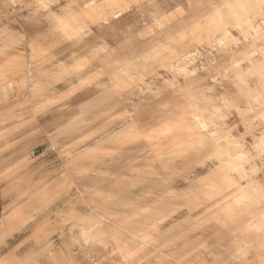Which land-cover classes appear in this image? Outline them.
I'll return each mask as SVG.
<instances>
[{
  "label": "rangeland",
  "instance_id": "rangeland-1",
  "mask_svg": "<svg viewBox=\"0 0 264 264\" xmlns=\"http://www.w3.org/2000/svg\"><path fill=\"white\" fill-rule=\"evenodd\" d=\"M224 2L0 0V264H264V8Z\"/></svg>",
  "mask_w": 264,
  "mask_h": 264
},
{
  "label": "bare ground",
  "instance_id": "bare-ground-1",
  "mask_svg": "<svg viewBox=\"0 0 264 264\" xmlns=\"http://www.w3.org/2000/svg\"><path fill=\"white\" fill-rule=\"evenodd\" d=\"M45 5H47V4H45ZM219 11H222V10H220L218 7H217V9L215 10V12H219ZM76 15V14H75ZM78 15H76V18H74V20H76V21H79V17H77ZM254 16V15H253ZM252 16V17H253ZM72 18L73 17H75L74 15L73 16H71ZM243 18V17H242ZM240 21H239V25L240 26H242L244 23H248V26L249 27H252L253 28V30L255 31V33H256V36L257 37H260L259 35H260V33L262 32V30H261V28L259 27V26H254L252 23H251V20H249V19H247V20H245V21H243L242 19H239ZM57 21V20H56ZM264 21V20H263ZM58 22V21H57ZM246 23V24H247ZM237 24V25H238ZM251 32V31H250ZM228 33V32H227ZM226 34V33H225ZM224 37L225 38H227L228 36H227V34H226V36L224 35ZM230 39V38H229ZM230 41V40H229ZM222 41H220V43H221ZM233 42V41H232ZM252 48V47H251ZM254 48V47H253ZM242 49V48H241ZM245 51V50H244ZM243 51V52H244ZM247 53V50H246V52H244V54H246ZM262 54H264V51H263V53ZM264 56V55H263ZM249 57V56H248ZM246 58V57H245ZM253 59V58H252ZM257 60V59H256ZM239 63V62H238ZM238 63H234V65L235 66H237V64ZM172 66V65H171ZM234 66V67H235ZM240 66H241V64H240ZM252 69H254V70H260V67H261V60H260V62H253L252 61ZM236 68V67H235ZM183 70H185L186 72H190V70L188 69V68H182ZM229 70H230V68H229ZM175 71H177V70H175ZM237 72V75H239V77H240V79H242V80H244L243 78H245L244 76H245V72H244V69H242V67H238L237 68V70H236ZM232 72V71H231ZM184 73V72H183ZM183 75H185V74H183ZM240 79H238V80H240ZM245 81V80H244ZM245 86H247V85H245ZM248 87V86H247ZM248 89V88H247ZM248 91V90H247ZM248 93H249V91H248ZM243 94V93H242ZM246 94V93H245ZM250 94V93H249ZM250 95H252V94H250ZM257 96V95H256ZM245 97H247V96H245ZM248 97H249V95H248ZM255 97V96H254ZM204 98V97H203ZM201 99V98H200ZM255 99H256V97H255ZM248 102V101H247ZM250 102V101H249ZM219 107V106H218ZM238 107V106H237ZM240 107V106H239ZM244 109V108H243ZM246 112V111H245ZM248 119H249V117H248ZM260 141L258 142V144H264V137H262V138H260L259 139ZM257 145V144H256ZM254 147V146H253ZM258 149V148H257ZM263 149V148H262ZM262 152V151H261ZM258 153H260V152H258ZM262 162V161H261ZM257 164H255L254 165V167L256 166ZM257 167V166H256ZM238 175H240V174H238ZM248 175V174H247ZM245 177V176H244ZM248 187L250 188H252L253 190H251V191H256V192H258V190H259V192H260V190H262V186L260 185V184H258V182H256V181H249V182H247V186H246V188L244 187V186H242V187H240V189L241 190H243V191H247L248 190ZM250 188V189H251ZM245 189H247V190H245ZM251 191H249V193H251ZM262 192V191H261ZM264 192V191H263ZM252 194H253V192H252ZM262 195V194H261ZM258 227V226H257ZM259 228V227H258Z\"/></svg>",
  "mask_w": 264,
  "mask_h": 264
},
{
  "label": "clouds",
  "instance_id": "clouds-1",
  "mask_svg": "<svg viewBox=\"0 0 264 264\" xmlns=\"http://www.w3.org/2000/svg\"><path fill=\"white\" fill-rule=\"evenodd\" d=\"M257 2L261 7L264 0H243V2H241V0H225V2L221 5V8L226 13H232L238 10L254 8L256 7ZM261 47L264 48V38L261 39ZM261 65L264 66V57L261 58ZM249 75H255V72L250 70ZM257 91L260 96L259 108L261 112H264V68H262V78Z\"/></svg>",
  "mask_w": 264,
  "mask_h": 264
},
{
  "label": "snow or ice",
  "instance_id": "snow-or-ice-1",
  "mask_svg": "<svg viewBox=\"0 0 264 264\" xmlns=\"http://www.w3.org/2000/svg\"><path fill=\"white\" fill-rule=\"evenodd\" d=\"M261 7L264 8V3L261 4Z\"/></svg>",
  "mask_w": 264,
  "mask_h": 264
}]
</instances>
